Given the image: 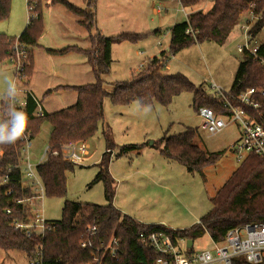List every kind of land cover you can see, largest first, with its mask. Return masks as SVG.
<instances>
[{
  "label": "trees",
  "instance_id": "1",
  "mask_svg": "<svg viewBox=\"0 0 264 264\" xmlns=\"http://www.w3.org/2000/svg\"><path fill=\"white\" fill-rule=\"evenodd\" d=\"M202 0H179L186 10H192ZM60 3L78 19V24L87 32L90 48L76 46L60 51L46 50L47 53L63 56L79 53L86 58L95 81L79 87H66L77 94L76 103L54 113L44 112L41 103L33 93L24 95L25 107L22 114L26 117L25 130L34 138L44 121L51 125L48 146L51 152L60 151L69 142L91 140L104 122V101L109 98L112 104L126 107L137 103L147 108L153 103L168 107L173 99L183 93L193 95L192 107L197 112L201 107L212 109L216 114L225 113L221 98L208 94L202 86H196L181 74L167 75L163 72L169 61L180 51L192 45L213 42L222 46L233 29L240 23L247 12H252L255 19L249 31L255 38L264 28V0H213L209 9L191 11L187 20L175 24L170 30L169 48L152 58L146 68L135 73L128 81L113 83L112 92L105 89L104 77L110 73L112 65V47L123 42L137 43L156 34L122 33L116 36H104L96 28V0H84V8H79L66 0H53ZM12 0H0V22L7 21L11 14ZM33 5L29 12V21L24 31L17 37L0 35V62L9 60L13 55V46L26 52L25 60L19 74L21 83L27 85L33 73V50L40 47L39 40L44 32L42 19V0H27V7ZM95 32V33H94ZM258 55L264 57V43L260 45ZM247 88L264 90L262 69L243 56L230 94L237 95ZM57 88L44 94L48 97ZM264 112V99L261 100ZM38 106L42 115L36 116ZM9 102L6 97L0 100V125L15 124L6 122ZM201 128V126H200ZM105 152L97 165L99 172L94 183L104 185L105 205H92L66 201L61 218L49 221L50 231L42 236L25 235L23 230L12 226L15 219L25 221L27 214L16 204L19 199L32 196L21 183L20 159L23 142L18 138L14 143L0 144V249L5 253L17 251L29 259L36 246L42 244L45 264H88L90 248L81 246L83 241L93 245L107 243L112 237L120 244L121 256L110 264H155L157 253L139 242V234L144 232H165L173 237L195 242L204 235H209L213 242L224 240L227 232L235 227L249 223H264V160L256 155H249L239 164L224 185L211 199L212 207L197 224L185 229H172L161 224H143L136 219L122 214L114 205L115 181L109 172L111 162L132 151H141L146 144H128L113 153L116 146L103 131ZM201 135L198 128H188L178 135H164L155 142L159 153L169 162L183 166L190 174H203L204 169L217 164L225 151L210 152L200 146ZM113 157V159H112ZM77 166L63 159L61 154L49 155L45 162L38 165L37 173L45 189V197L64 198L67 194V173ZM7 183L3 182L5 177ZM12 191L7 195L6 192ZM12 214L7 215L6 209ZM89 227H96V233L87 232ZM242 264H245L242 262Z\"/></svg>",
  "mask_w": 264,
  "mask_h": 264
},
{
  "label": "rangeland",
  "instance_id": "2",
  "mask_svg": "<svg viewBox=\"0 0 264 264\" xmlns=\"http://www.w3.org/2000/svg\"><path fill=\"white\" fill-rule=\"evenodd\" d=\"M45 1L42 0L44 32L39 43L52 48L82 44L87 32L77 25L78 19L62 4L56 3L48 8L44 5ZM68 1L76 7H83V0ZM212 1L202 0L191 11H205L211 7ZM51 2L53 3V0ZM155 9H160L161 14L156 15ZM96 11V28L105 36L122 33L140 35L156 28L160 29V33L152 34L137 43L123 42L115 46L110 73L104 77L105 89L112 92L113 83L128 81L140 66L143 65L136 73L146 68L150 59L158 55L161 49H167L168 31L175 24L184 21L185 13H189L190 10L182 8L178 0H96ZM28 17L27 0H12L9 19L0 22V35L19 36L27 26ZM249 18L251 15L245 13L241 18L242 22L233 29L222 46L206 42L185 48L170 60L163 72L167 75H184L194 85L202 86L210 95L217 93L212 89L213 85L228 92L234 83L242 59L238 46L244 45L247 41V34L242 26L245 25L244 20ZM253 41L264 43V28ZM39 51L38 48L34 49L35 53ZM60 62L57 59L51 68L57 76V81L62 79L59 75L65 64L78 65L85 62V59L79 53H70L66 60ZM46 64L49 66L41 60L42 66ZM79 70H81L79 76L75 75L71 80L73 84H77L79 78L87 79L88 76L91 82L95 81L86 64L80 66ZM38 81V78L35 79L36 85ZM14 85L15 70L12 63L8 60L0 62V100L4 95L10 94ZM25 87L26 85L19 84L17 95L22 99ZM75 98L74 91L52 93L45 99L47 110L59 111L75 103ZM192 100L191 93H183L175 97L168 107L155 102L147 108H142L137 103L126 107L116 106L109 98L104 101L107 125L105 130L116 146L113 153L119 152L124 145L146 144L141 151L125 154L113 160L109 166V172L115 181L113 205L140 223L167 225L172 229L191 227L211 209V199L240 164L234 153L239 140L238 127L229 125L215 136L201 130L202 121L192 107ZM188 128L199 129L200 146L204 149L210 152L225 151L222 159L204 169L202 175L190 174L180 164L167 161L154 146L164 135H178ZM102 129L104 131L101 125L91 140L83 141L89 145V155L83 160L82 166L76 165L73 171L67 173L66 197L44 198L43 210L47 221H57L61 218L66 201L92 205L106 204L103 183L92 184L99 172L97 165L105 152ZM50 132L51 125L44 121L32 140L29 156L35 166L39 164L48 147ZM194 248L197 250L212 248L210 236L206 234L196 240ZM3 262L29 264L23 253L17 251L4 253L0 249V264Z\"/></svg>",
  "mask_w": 264,
  "mask_h": 264
},
{
  "label": "built area",
  "instance_id": "3",
  "mask_svg": "<svg viewBox=\"0 0 264 264\" xmlns=\"http://www.w3.org/2000/svg\"><path fill=\"white\" fill-rule=\"evenodd\" d=\"M32 10L33 5H30L28 13ZM159 11L161 10L159 9ZM247 14H250L251 18L244 20L245 25L242 26L247 34V41L244 45L238 46V52L242 58L245 55L250 57L264 74V57L258 55L259 47L263 43L259 44L253 41L254 38L249 31L255 16L252 12H247ZM12 50L13 55L8 61L12 63L15 70V85L10 94L6 96V100L9 102V112L5 121L8 123H13L16 113H22L25 107L24 98H20L17 92L21 83L19 70H21L23 60H25L26 52L23 48H19L17 43L14 44ZM212 89L217 92L213 96L221 98L220 102L227 114H216L210 108L201 107L198 111V116L202 121L201 130L215 136L222 133L229 125H236L239 129V140L234 149L237 160L241 163L251 154L264 160V112L260 110L261 100L264 99V90L247 88L237 95H233L216 85H213ZM26 93L27 91L24 90V95ZM41 115L42 109L38 106L36 116L40 117ZM20 140L23 142L20 159L21 183L30 191L32 196L16 201V204L23 208L27 217L25 221L13 220L12 226L16 230H23L27 237L32 234L44 237L51 227L44 216L45 189L37 173L38 165L45 162L49 155L57 156L58 154H61L64 160L72 164L81 165L89 155L90 148L86 142H69L63 145L59 152H51L48 146L39 164L35 166L31 163L29 156L33 140L31 132L24 129ZM8 181L9 178L6 176L3 182L7 183ZM6 194L10 195L12 191H8ZM12 212L11 208L6 209L7 215H11ZM86 231L96 233L97 229L96 227H89ZM138 238L142 245L157 253L158 258L155 264H242V262L245 264H264V223H249L235 227L227 232L223 241H212V248L204 250L195 249L193 241L192 246L188 247L189 240L173 237L165 232H144L140 233ZM81 246L90 248L91 259L88 264H110V262L118 261L121 256L119 241L114 237L107 243L101 242L97 246L90 241H83ZM28 262L29 264H45L42 244L36 246Z\"/></svg>",
  "mask_w": 264,
  "mask_h": 264
},
{
  "label": "crops",
  "instance_id": "4",
  "mask_svg": "<svg viewBox=\"0 0 264 264\" xmlns=\"http://www.w3.org/2000/svg\"><path fill=\"white\" fill-rule=\"evenodd\" d=\"M52 0H46L45 1V3H44V5L46 6V7H48V8H51L52 6H54V4H52V2H51ZM66 1H68V0H66ZM69 2V1H68ZM178 2H179V0H178ZM180 3V2H179ZM181 5V4H180ZM84 6H85V3H84V0H83V7H81V8H84ZM182 7V6H181ZM183 8V7H182ZM210 8V7H209ZM208 8V9H209ZM191 11V10H190ZM189 11V13H185V16H186V19L185 20H187V18H188V15L191 13ZM161 12L162 11H159V9H155L154 10V13L156 14V15H159V14H161ZM184 20V21H185ZM183 22V21H182ZM77 25L79 26V27H81L79 24H78V22H77ZM96 26H97V11H96ZM62 28V31H63V27H61ZM81 29H83L82 27H81ZM24 31V30H23ZM22 31V32H23ZM158 31V33H160V29L159 28H156V29H154V30H150V31H148L147 33H151V32H157ZM21 32V33H22ZM103 35V34H102ZM105 36V35H104ZM113 36H116V35H113ZM12 37H15V36H12ZM166 37H168L169 38V42H170V31H168V35H166ZM39 44H41V43H39ZM204 44V43H203ZM118 44H115V45H113V47H112V56H113V53H114V50H115V46H117ZM199 45H202V44H199ZM74 46H76V47H78V48H81V49H88V48H90V41H89V38H88V34L86 33V35H85V38H84V42L82 43V44H79V43H75V44H69V45H65V47H62V48H52V47H46V46H43L42 44L40 45V47H37L40 51L39 52H34V50H33V61H34V69H33V73H32V75L30 76V78H29V80H28V83H27V85H26V87L24 88V90H26V91H30L31 93H33L34 94V96L38 99V100H42V105H41V107H42V109H43V111L44 112H47V113H54V112H51V111H48L47 110V107H46V102H45V99L46 98H44V94L47 92V91H49V90H54V89H57V88H61L60 90H58V91H55L54 93L55 94H61L62 92H66V91H71V90H68V89H65L66 87H79V86H83V85H87V84H91V83H93V82H91V78L88 76V78L87 79H85V78H79V82L77 83V84H73L72 82H71V80H73V77L75 76V75H78L79 76V72L81 71V70H79V68H80V66H83V64H86L87 65V67L89 68V73H91V75H93L92 74V72H91V69H90V67L88 66V64H87V61H86V58L84 57V59H85V62H82L81 64L79 63L78 65H72V64H65L63 67H62V72L60 73V75H59V77H61L62 79H59V81H57V76L55 75V72L53 73L52 71H51V68H53V66H54V63L57 61V59H59V63H61L60 62V60H66V56L68 55H63V56H56V55H51V54H49V53H47V51L46 50H55V51H60V50H63V49H65V48H68V47H74ZM168 48H169V43H168V47H167V49L166 50H168ZM166 50H162L161 49V51L159 52V54L158 55H156V56H153L152 58H154V57H158L159 55H160V53L161 52H163V51H166ZM70 54V53H69ZM151 58V59H152ZM150 59V60H151ZM243 59V58H242ZM242 59H241V61H242ZM41 60H44L46 63H48V65L49 66H47V64L45 65V66H42L41 65ZM112 61H113V57H112ZM170 62V61H169ZM113 63V62H112ZM49 67V68H48ZM166 68H167V66H166ZM140 69V68H139ZM139 69H137V70H139ZM136 70V71H137ZM136 71L135 72H133L132 73V75L134 74V73H136ZM41 75V76H40ZM132 75H131V77H132ZM56 76V77H55ZM38 78V83H37V85L35 84V79H37ZM93 78H94V76H93ZM95 80V79H94ZM105 81V80H104ZM7 95H4L3 97H6ZM42 96V97H41ZM2 97V98H3ZM23 97H24V95H23ZM1 98V99H2ZM75 100V103H76V100H77V94H76V98L74 99ZM72 102H74V101H72ZM75 103H73V104H71V105H68V106H66V107H64L63 109H65V108H67V107H70V106H72V105H74ZM62 110V109H61ZM57 112V111H56ZM105 126H107V125H105V110H104V122H103V125H102V127L104 128V130H105ZM200 126H201V124H200ZM105 131H107V130H105ZM104 143H105V141H104ZM105 147H106V144H105ZM117 208V207H116ZM118 209V208H117ZM118 210H120V209H118ZM121 211V210H120ZM122 212V211H121ZM122 214H124V215H127V216H130V217H132L131 215H128V214H126V213H123L122 212ZM132 218H134V217H132ZM135 219V218H134ZM199 222V220H197L196 221V223H198ZM195 223V224H196ZM166 227H168L167 225H166ZM170 228V227H169ZM5 253V252H4ZM9 253V252H8ZM2 264H5L4 262L2 263Z\"/></svg>",
  "mask_w": 264,
  "mask_h": 264
},
{
  "label": "clouds",
  "instance_id": "5",
  "mask_svg": "<svg viewBox=\"0 0 264 264\" xmlns=\"http://www.w3.org/2000/svg\"><path fill=\"white\" fill-rule=\"evenodd\" d=\"M14 119V125H0V144L14 143L22 136L25 129L26 117L22 113H16Z\"/></svg>",
  "mask_w": 264,
  "mask_h": 264
},
{
  "label": "water",
  "instance_id": "6",
  "mask_svg": "<svg viewBox=\"0 0 264 264\" xmlns=\"http://www.w3.org/2000/svg\"><path fill=\"white\" fill-rule=\"evenodd\" d=\"M152 144H153V142H152ZM191 246H192V241L189 240V241H188V247H191Z\"/></svg>",
  "mask_w": 264,
  "mask_h": 264
}]
</instances>
